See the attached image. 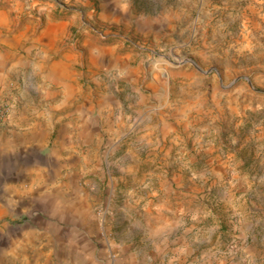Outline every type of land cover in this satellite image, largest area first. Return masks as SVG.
Masks as SVG:
<instances>
[{"label": "rangeland", "instance_id": "1", "mask_svg": "<svg viewBox=\"0 0 264 264\" xmlns=\"http://www.w3.org/2000/svg\"><path fill=\"white\" fill-rule=\"evenodd\" d=\"M121 1L130 19L105 29L100 0H0V53L33 57L30 33L76 21L48 48L74 55L61 105L23 62L0 74V130L38 122L43 153L93 195L99 263L160 264L185 236L188 260L256 239L264 264V0Z\"/></svg>", "mask_w": 264, "mask_h": 264}, {"label": "crops", "instance_id": "2", "mask_svg": "<svg viewBox=\"0 0 264 264\" xmlns=\"http://www.w3.org/2000/svg\"><path fill=\"white\" fill-rule=\"evenodd\" d=\"M100 3L97 24L105 29L119 27L129 18L121 0H100ZM4 18L1 12L0 29L5 26ZM47 24L46 29L34 36L30 33L31 39L28 37L35 49L33 57L0 53V74L12 73L24 62L31 68V74L43 76L42 81L48 88L41 91L44 102L56 100L58 106L62 101L56 98H61L66 93V85L71 84L67 70L71 69L74 55L66 51L52 59L48 48L59 50L61 39L65 38L67 30H75L76 21L70 17L65 22L49 21ZM27 28L25 31H33V27ZM5 37L17 43L23 39V34H6ZM117 48L116 45L105 47V55L97 59L100 67L105 65L108 74L120 58ZM14 115L12 113L11 118ZM153 115L149 113V122ZM12 120L0 130V264H104L95 257L94 242L100 224L93 215V195L77 181L63 179L61 163L49 160L43 153L40 136L43 128L38 122L18 128L13 126ZM72 134L68 132L63 140H71ZM168 232L170 229L163 230V235ZM186 239L183 236L170 241L174 244L171 254L160 264H253L252 256L259 243L255 239L253 244L250 239L251 244L243 242L234 251H221L216 239L207 256L201 250L199 255L188 260L192 244ZM260 240L263 245V238ZM196 246L199 248L201 243ZM157 251L158 246L146 258L154 259Z\"/></svg>", "mask_w": 264, "mask_h": 264}, {"label": "built area", "instance_id": "3", "mask_svg": "<svg viewBox=\"0 0 264 264\" xmlns=\"http://www.w3.org/2000/svg\"><path fill=\"white\" fill-rule=\"evenodd\" d=\"M96 32V31H95ZM99 36H101L102 37V35L99 33V32H96ZM2 115V111H1V109H0V116Z\"/></svg>", "mask_w": 264, "mask_h": 264}]
</instances>
